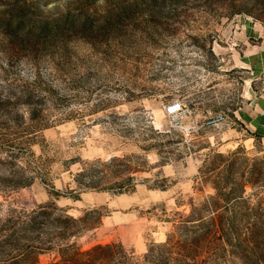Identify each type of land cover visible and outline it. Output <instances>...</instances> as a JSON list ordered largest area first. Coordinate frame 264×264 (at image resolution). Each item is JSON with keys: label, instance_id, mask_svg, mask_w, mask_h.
Here are the masks:
<instances>
[{"label": "rangeland", "instance_id": "rangeland-1", "mask_svg": "<svg viewBox=\"0 0 264 264\" xmlns=\"http://www.w3.org/2000/svg\"><path fill=\"white\" fill-rule=\"evenodd\" d=\"M247 32L264 0H0V264H264Z\"/></svg>", "mask_w": 264, "mask_h": 264}, {"label": "crops", "instance_id": "crops-1", "mask_svg": "<svg viewBox=\"0 0 264 264\" xmlns=\"http://www.w3.org/2000/svg\"><path fill=\"white\" fill-rule=\"evenodd\" d=\"M245 31H248L245 29ZM241 49L240 63L253 83L249 97L237 108L234 117L253 136L264 140V41L254 43L248 32Z\"/></svg>", "mask_w": 264, "mask_h": 264}, {"label": "built area", "instance_id": "built-area-1", "mask_svg": "<svg viewBox=\"0 0 264 264\" xmlns=\"http://www.w3.org/2000/svg\"><path fill=\"white\" fill-rule=\"evenodd\" d=\"M182 112V107L180 105V103H172L170 104V106L168 107V115L170 117H172L173 119L177 118V116ZM225 117L223 116H218L216 118L213 119L212 123H219L221 121H224Z\"/></svg>", "mask_w": 264, "mask_h": 264}, {"label": "trees", "instance_id": "trees-1", "mask_svg": "<svg viewBox=\"0 0 264 264\" xmlns=\"http://www.w3.org/2000/svg\"><path fill=\"white\" fill-rule=\"evenodd\" d=\"M98 249H100V247H99V246L95 247L93 250H98Z\"/></svg>", "mask_w": 264, "mask_h": 264}]
</instances>
